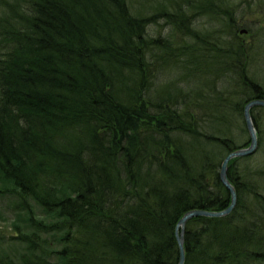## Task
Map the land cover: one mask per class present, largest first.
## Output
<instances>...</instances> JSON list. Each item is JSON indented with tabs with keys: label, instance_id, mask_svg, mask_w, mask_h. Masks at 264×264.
Wrapping results in <instances>:
<instances>
[{
	"label": "trees",
	"instance_id": "obj_1",
	"mask_svg": "<svg viewBox=\"0 0 264 264\" xmlns=\"http://www.w3.org/2000/svg\"><path fill=\"white\" fill-rule=\"evenodd\" d=\"M229 1L0 0V264H177L183 214L228 206L221 162L264 99V0ZM205 15L219 31L200 34ZM169 66L179 82L159 81ZM250 114L236 204L187 221L184 264H264V106Z\"/></svg>",
	"mask_w": 264,
	"mask_h": 264
},
{
	"label": "water",
	"instance_id": "obj_2",
	"mask_svg": "<svg viewBox=\"0 0 264 264\" xmlns=\"http://www.w3.org/2000/svg\"><path fill=\"white\" fill-rule=\"evenodd\" d=\"M253 106H264L263 98H255L248 101L243 108V118L245 126L249 135V144L245 147L235 149L229 152L222 160L219 169V178L222 184L226 187L230 194V202L227 207L218 211H208L203 209H191L183 214L178 220L175 227V236L178 244L179 257L177 264H184L185 261V249H184V229L187 221L195 216H207V217H222L229 214L234 208L237 200V194L235 188L227 178V165L230 159L234 157L250 155L257 149L258 138L257 131L250 114V109Z\"/></svg>",
	"mask_w": 264,
	"mask_h": 264
},
{
	"label": "rangeland",
	"instance_id": "obj_3",
	"mask_svg": "<svg viewBox=\"0 0 264 264\" xmlns=\"http://www.w3.org/2000/svg\"><path fill=\"white\" fill-rule=\"evenodd\" d=\"M247 1L251 2L253 0H247ZM228 6L237 9V12H239L241 10L247 11V9H248V6L245 5V0L229 1L227 4V7ZM258 18H259L258 15L252 14V15H249V16L243 18V20L241 22H238V20H237V25H239V29H241V30L238 29L240 34L246 33L244 30V29H246V27H252V28L257 27L258 23H259V20H257ZM194 21H198L195 23L198 25V29L200 31V34H201V32L205 33L206 35H208L209 33H215L217 31H219L218 30L219 26H223L222 15L218 16V17H211L208 15H205L203 17L196 16L194 18ZM211 26H213V27H211ZM214 26L216 27V30L214 29L215 28ZM224 28L226 30H228L226 26ZM169 29H170V27L167 23H165L163 20L159 21V30H158L159 36L166 35V33L169 31ZM247 37H248V35L245 38H247ZM172 38H173V40H176L178 42H179V40H181V42H185V41L191 42V40L187 36H184V35H180V39H179L178 35L172 34ZM192 42H193V40H192ZM203 77H204L203 75H199L198 79L203 78ZM163 78L171 79L169 82H179L178 80L181 79L182 77L178 74V71L176 70L175 67L169 66V67H166L165 70H163L159 73V81H162ZM182 81H184V80L182 79ZM176 84L179 85L180 83L179 84L176 83ZM1 226L5 227L6 224L2 223Z\"/></svg>",
	"mask_w": 264,
	"mask_h": 264
}]
</instances>
